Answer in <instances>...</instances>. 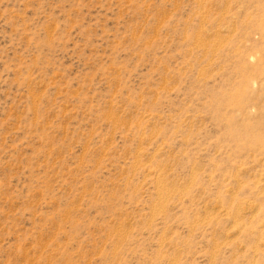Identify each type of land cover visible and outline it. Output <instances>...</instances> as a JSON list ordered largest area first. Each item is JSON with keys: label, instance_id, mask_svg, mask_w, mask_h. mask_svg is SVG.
I'll return each mask as SVG.
<instances>
[{"label": "rangeland", "instance_id": "1", "mask_svg": "<svg viewBox=\"0 0 264 264\" xmlns=\"http://www.w3.org/2000/svg\"><path fill=\"white\" fill-rule=\"evenodd\" d=\"M263 71L264 0H0V264H264Z\"/></svg>", "mask_w": 264, "mask_h": 264}, {"label": "bare ground", "instance_id": "2", "mask_svg": "<svg viewBox=\"0 0 264 264\" xmlns=\"http://www.w3.org/2000/svg\"><path fill=\"white\" fill-rule=\"evenodd\" d=\"M251 59V58H250ZM264 72V71H263ZM202 76V75H201ZM253 109V108H252ZM249 111V110H248ZM238 113V112H237ZM252 141H254L255 142V144H257V143H263V141H262V138H260V137H256V136H254L252 139H251Z\"/></svg>", "mask_w": 264, "mask_h": 264}]
</instances>
